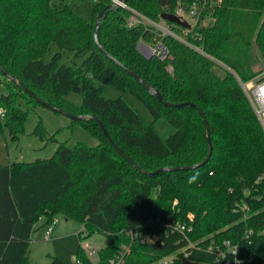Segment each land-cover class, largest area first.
<instances>
[{
  "label": "trees",
  "instance_id": "obj_1",
  "mask_svg": "<svg viewBox=\"0 0 264 264\" xmlns=\"http://www.w3.org/2000/svg\"><path fill=\"white\" fill-rule=\"evenodd\" d=\"M193 2L128 0L129 8H111L112 0H100L87 22L53 0H0V64L42 100L76 115L97 116L142 168L155 171L201 162L209 151L206 126L195 107H165L98 49L94 27L105 8L101 44L167 101L200 106L213 143L204 166L148 176L114 149L96 121L86 119L80 122L98 139L97 146L72 149L61 144L50 159L0 165V264H31L29 246L36 224L45 219L48 226L58 216L84 223L86 237L99 232L109 239L97 262L80 245L75 264H110L119 247L130 242L132 229L157 232L160 240L136 241L128 264L156 262L187 244L168 219L192 224V240L218 233L220 239L240 241L247 229L253 230L247 252L254 255L252 264H264V182L256 183L264 171V127L242 86L258 75V65L264 66V0H222L208 7L188 34L203 53L145 25H127L132 9L160 22L163 13ZM207 17L213 21L204 24ZM157 42L168 50L165 59L140 50V43ZM53 46L58 49L48 60ZM66 52L81 62L65 63V56L70 59ZM217 65L227 70L224 77L215 72ZM8 81L9 93L0 96V128H8L16 138L28 118L22 102L39 103ZM106 86L133 94L155 119L167 118L175 132L162 139L127 99L103 98ZM71 92L82 95L81 107L66 99ZM39 128L36 133L42 136ZM192 177L196 179L189 182ZM248 187L252 194L245 193ZM242 201L253 210L246 221L235 211ZM188 213L194 214L193 220ZM156 219L163 222L162 229L150 226ZM197 256L211 260L205 253ZM51 264L66 263L54 257Z\"/></svg>",
  "mask_w": 264,
  "mask_h": 264
},
{
  "label": "rangeland",
  "instance_id": "obj_2",
  "mask_svg": "<svg viewBox=\"0 0 264 264\" xmlns=\"http://www.w3.org/2000/svg\"><path fill=\"white\" fill-rule=\"evenodd\" d=\"M99 1L53 0V4L58 7L67 6L84 20L91 22L93 20V9ZM52 48V53L47 57L48 60L58 49L56 46ZM140 50L145 54L143 47H140ZM65 55H70V59L65 56L64 62L67 64L81 62L70 52H66ZM256 69L259 72L264 71V66L258 65ZM214 70L220 77H224L227 73V70L222 65H217ZM248 82L250 80L246 83ZM9 91L10 87L7 77L0 74V96L8 94ZM102 96L105 99H117L121 96L127 99L148 122L153 123L162 139H167L176 130L167 118L155 119L147 105L131 93H124L117 88L106 86L103 88ZM66 99L77 107H81L83 104L82 95L75 92L69 93ZM22 107L27 111L28 118L24 124L23 131L18 134V137L13 138L8 128H0V165L5 166L14 162L29 163L50 159L61 144H67L72 149L79 144H85L90 147H95L99 144L98 139L80 121L73 120L40 104L28 105L26 102H22ZM39 126L42 136L36 133V129ZM251 191L252 187L245 189V193H251ZM193 216L194 214L188 213L190 220ZM41 221L42 219L37 223L38 226L35 228L30 241L29 262L31 264H51L54 257L62 259L66 264H75L80 245L83 246L86 253L92 252L93 255L90 257L93 262H97L99 251L108 245L109 239L102 233L95 232L86 237L85 224L78 220L58 216L50 237L46 235L47 226H41Z\"/></svg>",
  "mask_w": 264,
  "mask_h": 264
},
{
  "label": "built area",
  "instance_id": "obj_3",
  "mask_svg": "<svg viewBox=\"0 0 264 264\" xmlns=\"http://www.w3.org/2000/svg\"><path fill=\"white\" fill-rule=\"evenodd\" d=\"M113 3H119L121 7L129 8L127 3H122L120 0H112ZM222 0H194L191 5H179L174 12L170 13L179 17L182 21L190 24V28H185L179 24L169 22L162 19L160 22L153 21L138 11L132 9L133 14L128 19L127 25L134 27L137 25H145L146 27L153 28L157 33L162 36L173 37L182 43L191 46L195 50L203 53V48L193 44L188 37L190 30L196 26L202 18L203 12L208 8L221 3ZM207 21H213V18L207 17ZM206 21V20H205ZM205 24V22H203ZM147 56L157 55L165 59L168 50L162 42L156 44L140 43ZM245 92L249 96V100L253 106L255 114L264 127V97L260 95V88L264 86V71L258 73L250 82L242 83ZM264 182V171L257 178L256 183L261 184ZM252 194V193H249ZM252 198V199H256ZM259 198V197H258ZM235 211L240 213V220L246 221L253 216V210L250 203L242 201L236 204ZM191 220L193 218L191 217ZM167 223L173 231H180L186 237L187 244L177 247L170 253L162 256L156 262L151 264H252L254 255L247 252L248 245L252 243L251 235L253 230H246L244 236L240 241H233L230 239H220L218 233H212L208 237L199 240H192L188 233L193 230L190 223L175 222L168 219ZM56 225V219L47 226V237L52 235ZM163 222L160 219L151 221L150 226H157L162 229ZM129 235L131 240L129 243H123L115 256L111 259L110 264H128L129 257L132 254L133 246L136 241L141 240L143 243L155 244L159 242L160 236L157 232L145 233L143 231L130 230ZM205 253L209 255L211 260H202L197 254ZM89 255H93L92 252Z\"/></svg>",
  "mask_w": 264,
  "mask_h": 264
},
{
  "label": "water",
  "instance_id": "obj_4",
  "mask_svg": "<svg viewBox=\"0 0 264 264\" xmlns=\"http://www.w3.org/2000/svg\"><path fill=\"white\" fill-rule=\"evenodd\" d=\"M128 0H120V2L122 3H127ZM111 8H117L120 7L119 3H113L111 6ZM107 8H105L97 17L96 20V24L94 27V41L96 46L98 47V49L107 57L109 58L111 61H113L114 63H116L117 65H119L122 69H124L126 72H128L140 85H142L147 92L151 95V96H155L158 101L163 104L165 107L168 108H183V107H187V106H193L195 107L199 113L201 114L205 126H206V131H207V140H208V145H209V151L207 156L205 157V159H203L201 162L194 164V165H187V166H175V167H162L159 168L155 171H147L144 168H142L138 163H136L128 154H126L112 139V137L110 136V134L108 133L105 125L103 124V122L95 115L92 114H86V115H76L73 114L69 111H66L62 108L56 107L44 100H42L39 96H37L30 88H28L21 80H19L16 76H14L12 73H10L4 66H2L0 64V72L6 76L9 80H11L12 82L16 83L24 92H26L32 99H34L35 101H37L40 105L46 106L58 113H61L63 115H66L68 117H70L73 120H78V121H82V120H94L96 121L99 126L101 127L103 133L105 134L106 138L108 139L109 143L114 147V149L124 158L126 159L135 169H137L140 173L144 174V175H148V176H154L157 174H160L162 172H171V171H189V170H193V169H197L200 168L202 166H204L205 164H207L209 162V160L211 159L212 153H213V143L211 140V127L210 124L205 116V113L203 111V109L191 102H185V103H171L169 101H167L163 95L161 94V92L156 89L152 84H150L148 81H146L145 79H143L139 74H137L134 70L130 69L127 65H125L124 63H122L120 60H118L115 56H113L100 42V38H99V30L101 27V22L102 19L106 16V11ZM162 18L164 20H167L169 22H173L176 24H179L185 28H190V24L182 21L179 17L170 14V13H163L162 14Z\"/></svg>",
  "mask_w": 264,
  "mask_h": 264
},
{
  "label": "clouds",
  "instance_id": "obj_5",
  "mask_svg": "<svg viewBox=\"0 0 264 264\" xmlns=\"http://www.w3.org/2000/svg\"><path fill=\"white\" fill-rule=\"evenodd\" d=\"M260 95L261 97H264V86L260 88ZM196 179V177L190 178L189 182H193Z\"/></svg>",
  "mask_w": 264,
  "mask_h": 264
},
{
  "label": "crops",
  "instance_id": "obj_6",
  "mask_svg": "<svg viewBox=\"0 0 264 264\" xmlns=\"http://www.w3.org/2000/svg\"><path fill=\"white\" fill-rule=\"evenodd\" d=\"M3 166V165H2ZM40 223H42V225L41 226H44V224H45V219H42V221L40 222ZM38 226V224H36V226H35V228ZM32 238V237H31Z\"/></svg>",
  "mask_w": 264,
  "mask_h": 264
}]
</instances>
